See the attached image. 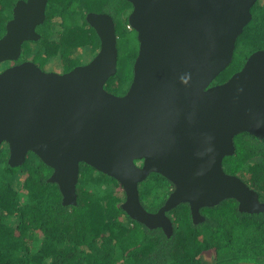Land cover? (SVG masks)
<instances>
[{"label":"water","instance_id":"95a60500","mask_svg":"<svg viewBox=\"0 0 264 264\" xmlns=\"http://www.w3.org/2000/svg\"><path fill=\"white\" fill-rule=\"evenodd\" d=\"M128 23L138 54L127 92L105 89L117 72L116 25L106 12H89L100 47L86 64L67 72L45 71L24 60L0 71V147L22 165L34 152L53 169L64 205L77 204L80 163L116 178L126 213L147 227L174 228L167 212L188 203L194 223L234 198L242 212L264 211L255 189L227 173L234 137H264V49L249 55L223 83L212 84L233 60L237 38L257 0H128ZM48 0H17L0 37V63L16 61L25 41L39 40ZM173 189L148 211L138 185L151 173Z\"/></svg>","mask_w":264,"mask_h":264},{"label":"trees","instance_id":"16d2710c","mask_svg":"<svg viewBox=\"0 0 264 264\" xmlns=\"http://www.w3.org/2000/svg\"><path fill=\"white\" fill-rule=\"evenodd\" d=\"M16 2L0 0V37ZM131 9L128 0H48L46 18L36 29L40 39L25 41L20 58L4 61V66L30 59L40 67L41 62L53 61L62 72L73 69L85 51L93 56L100 47L87 13L106 12L116 25L118 64L105 89L123 95L132 81L139 47L137 32L128 23ZM251 12L232 62L212 84L228 80L251 53L264 49V0H257ZM234 143L235 153L224 158V170L239 176L264 202V137L243 132ZM8 158L9 147L3 143L0 264H264V211L242 212L234 198L202 207L205 220L198 223L189 204L180 203L167 212L174 228L168 236L162 228L151 229L132 219L122 207L126 195L119 181L91 165L80 163L77 204L64 205L59 186L49 181L53 169L38 155L29 152L19 166H11ZM138 188L143 206L156 212L173 184L153 172Z\"/></svg>","mask_w":264,"mask_h":264},{"label":"rangeland","instance_id":"374dc122","mask_svg":"<svg viewBox=\"0 0 264 264\" xmlns=\"http://www.w3.org/2000/svg\"><path fill=\"white\" fill-rule=\"evenodd\" d=\"M57 25V23H56ZM58 28V27H57ZM95 55L91 56V53L87 50L84 52V55L82 57V61L80 63V65L82 64H86L88 63L90 60H92V58L94 57ZM32 58V56H31ZM30 60V59H29ZM39 64V63H38ZM6 66V63L5 62H1L0 63V70L1 68L3 69L5 66ZM4 66V67H3ZM8 67V66H7ZM41 67L43 70L45 71H55V72H62V69L60 67V65L56 62H53V61H48V62H41ZM6 68V67H5Z\"/></svg>","mask_w":264,"mask_h":264},{"label":"flooded vegetation","instance_id":"af4514ba","mask_svg":"<svg viewBox=\"0 0 264 264\" xmlns=\"http://www.w3.org/2000/svg\"><path fill=\"white\" fill-rule=\"evenodd\" d=\"M14 64H16V63H14ZM10 65H13V64H10ZM10 65H9V66H10ZM3 69H4V68H3Z\"/></svg>","mask_w":264,"mask_h":264},{"label":"clouds","instance_id":"9594fccd","mask_svg":"<svg viewBox=\"0 0 264 264\" xmlns=\"http://www.w3.org/2000/svg\"><path fill=\"white\" fill-rule=\"evenodd\" d=\"M129 27H130V25H129Z\"/></svg>","mask_w":264,"mask_h":264}]
</instances>
